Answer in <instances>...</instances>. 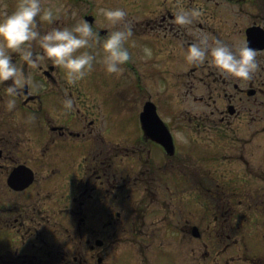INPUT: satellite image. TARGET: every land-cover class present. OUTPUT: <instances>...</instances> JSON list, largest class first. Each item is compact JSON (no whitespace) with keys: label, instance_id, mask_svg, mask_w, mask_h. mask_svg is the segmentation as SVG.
I'll return each mask as SVG.
<instances>
[{"label":"flooded vegetation","instance_id":"1","mask_svg":"<svg viewBox=\"0 0 264 264\" xmlns=\"http://www.w3.org/2000/svg\"><path fill=\"white\" fill-rule=\"evenodd\" d=\"M85 1L98 61L120 25ZM156 1L140 20L127 15L119 74L94 62L68 89L49 63L30 74L12 58L45 88L32 83L8 110L0 85V264H264L244 255L246 237L264 251V0ZM181 8L202 15L178 26ZM201 32L212 46L256 49L260 70L242 81L210 57L187 62Z\"/></svg>","mask_w":264,"mask_h":264},{"label":"clouds","instance_id":"2","mask_svg":"<svg viewBox=\"0 0 264 264\" xmlns=\"http://www.w3.org/2000/svg\"><path fill=\"white\" fill-rule=\"evenodd\" d=\"M98 13L112 25H120L118 30L104 38L103 54L98 61L96 55L81 51L90 49L94 41H100L99 34L86 21L71 28H52L41 34L37 17L41 22L49 24L54 17L50 9L42 10L40 0H18L15 10L0 19V85L6 84V93L13 98L8 101V110L15 107V98L21 95L23 89L33 83L23 67L18 68L13 62L12 54H17L32 69H37L41 62L51 61L64 71L70 85H75L91 73L94 62L101 64L109 75L121 72V66L130 60L125 43L133 36L132 24L127 21V12L121 8L101 7L98 8ZM201 15L202 12L198 9L181 8L173 22L178 26H186ZM197 41L187 49L185 58L191 64L204 63L210 57L211 65L226 78L242 81H250L260 70L258 51L246 43L233 52L219 40L215 41L214 46L210 45L207 33H199ZM33 42L39 47L40 53L32 51ZM143 51L149 57L152 54L147 47ZM64 107L71 111L74 107L73 99L66 98ZM177 137L182 138V134L177 133Z\"/></svg>","mask_w":264,"mask_h":264},{"label":"rangeland","instance_id":"3","mask_svg":"<svg viewBox=\"0 0 264 264\" xmlns=\"http://www.w3.org/2000/svg\"><path fill=\"white\" fill-rule=\"evenodd\" d=\"M88 1L91 2L92 0H88ZM113 1H114V3H116V7L114 6ZM17 2H18V0H0V19H3L5 14H10L11 12H13L15 10ZM40 2H41L42 10L50 9L52 11L53 17H54L52 23H50V24L46 23V22H41L39 17H37V23L39 25V30H40L41 34H45L47 31L51 30L52 28H61V29L71 28L72 26L76 25L77 23L84 21L83 19H81L80 15H79V11L80 10H86V6L88 5V3H86L87 1H85V3H82L81 6H79L78 2L75 3V2H72L71 0H40ZM99 3L105 9L121 8L127 12V15H132L133 20H140L141 16L143 14H147L151 10H157L158 9V5H157L156 0H150V1L149 0L148 1H144V0H109V4H106L105 0H100ZM105 6H108V7L106 8ZM100 16L102 18H104L102 15H100ZM104 20H106V19L104 18ZM137 39H139V38L137 37ZM94 42H93V45L90 49H83L81 51H89L91 54L95 55L96 45H98L99 43L94 44ZM32 51L34 53H37V54L40 53V49L35 42H33V44H32ZM17 56H18L17 54H12V58H16ZM157 56L159 58V57L163 56V54L161 53L160 55H157ZM164 57H165V54H164ZM21 62L23 65L22 60H21ZM45 62L49 63L54 69H56L58 71L59 74H61V78H60L61 80L62 79L66 80V75H65L64 71L61 68L56 67L51 61L46 60L44 62H41L40 66H39L40 69H42ZM30 69L32 70V71L30 70V74H33V72L41 73L40 72L41 70L33 71L32 68H30ZM124 71H126V70L124 69ZM83 80L80 84H82L84 82ZM33 83L36 86L32 87L31 88L32 90L37 91V89H39L41 87L45 88L43 85L44 83H36V82H33ZM71 87H72V85L69 84L68 89H71ZM53 89L55 90L54 91L55 93L59 90L64 89L62 82L59 83L58 87L54 85ZM45 91H49V90L44 89V92ZM121 92H124V91L121 90ZM118 94H119V91H118ZM58 104L60 106L63 105L62 103H58ZM261 144H262V150H261V155H262L264 153V137H262ZM202 153H203V149L202 150L197 149V155L198 156L201 155ZM261 155H260V157H261ZM198 156H197V158H198ZM254 164H257V162L255 161V158H254ZM261 169H264V161H262ZM254 183H255V181L252 178H246V184L247 185L254 184ZM252 233H253V231H250V234H252ZM262 233H264V232H262ZM244 243L246 246V250H245L246 253L244 255L249 256V255H253V253H259V255L261 257H263L264 251L263 250L259 251V248L257 247V245H255L252 241H250V239L248 237H246V240ZM252 260L257 261V259H252ZM245 264H247V263H245Z\"/></svg>","mask_w":264,"mask_h":264}]
</instances>
